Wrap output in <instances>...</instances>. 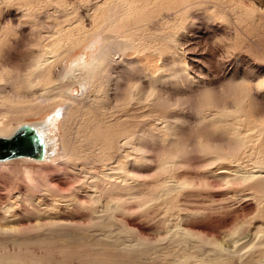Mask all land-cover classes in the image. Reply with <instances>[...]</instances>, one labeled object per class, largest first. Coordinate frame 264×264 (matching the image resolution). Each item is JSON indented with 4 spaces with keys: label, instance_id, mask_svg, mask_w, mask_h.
<instances>
[{
    "label": "rangeland",
    "instance_id": "374dc122",
    "mask_svg": "<svg viewBox=\"0 0 264 264\" xmlns=\"http://www.w3.org/2000/svg\"><path fill=\"white\" fill-rule=\"evenodd\" d=\"M56 46L41 86L94 104L7 118L68 161L0 171V264H264V201L226 181L264 165V0H0V83Z\"/></svg>",
    "mask_w": 264,
    "mask_h": 264
},
{
    "label": "bare ground",
    "instance_id": "6f19581e",
    "mask_svg": "<svg viewBox=\"0 0 264 264\" xmlns=\"http://www.w3.org/2000/svg\"><path fill=\"white\" fill-rule=\"evenodd\" d=\"M52 35L54 34H50L48 36H40V38L46 39L47 37L49 38L53 37ZM59 47L60 46H56L57 50L54 51L50 55H49V52L37 54L33 58V61L30 64V69L27 75H23L21 78L20 76L14 75L13 73H10V74L3 73L2 74L1 76L2 83H0V103L7 102V104L9 105H5V107H3V105H0V138H6V139L9 138L13 134L15 129L18 127V126L14 127L13 130L12 129L10 130V127H8V121H7L8 117H20L23 114L24 115L30 114V113L33 114V113L39 112L42 109H45L44 107H46L47 105H50V104L55 105L57 103L59 104V102L63 100L68 101L71 105L73 103L79 104L80 108L93 106L94 103H92V105L89 104L91 102V99H89L90 97L86 95L87 93L86 84L84 83L80 72H74L71 69H67L62 74L59 73V76L57 78L58 81L61 78V76H63L65 80H67V83L69 84V87H70L68 90L66 91L64 90V92H63V88L65 86L64 84L63 85L61 84L57 88L41 86V81L43 79L48 80V75L50 73L49 67L52 65V64L50 65V63L53 62L56 56L58 55L57 51L58 49H61ZM68 47L70 48L69 44H68ZM109 57H110L109 55L106 57L103 56L100 58H98L97 56L94 57L91 63L92 70L93 69L96 70V67H100L99 70L104 69L101 67L104 64H108L109 62H111V59ZM97 73L99 74L101 72L98 71ZM11 75H14V76H11ZM70 77H72L71 80H70ZM76 86L80 88L81 90L80 94L78 96L72 97L73 95L70 94L71 89ZM68 94L71 96H69ZM27 97H32L33 103L31 105L19 106V104H17ZM159 100H163L161 94H156L155 92H151L147 95L148 105H152L158 102ZM16 104L17 106H12ZM252 106H251V103H245L243 107L244 109L243 111L245 112V115H246L244 118V123L246 126L252 124V120L250 119L252 115L254 114V109H251ZM73 110H74V107L72 108L71 113L73 112ZM26 124H32L43 135L45 139V143H46V155H45L44 160L41 162H37L33 159H29L25 157L9 159V160H0V171L3 170V172L6 171L8 173H15L16 169L19 170V167L17 164L23 163L21 161H26V160L32 161L34 163L41 164V165H48L50 163V165H48V167L45 168L44 170L51 171L52 169L56 168V165H59V164H62L68 161V159L65 158L66 156L65 154H63V156H61L60 159H57V161L56 159L52 158L54 155V151H53L54 140L49 135L50 131L48 129V125L50 124L44 123V122H32V123H26ZM258 129L259 127L256 129V131H253L252 138L260 142L263 136L259 133ZM260 129L262 130V128ZM252 138H250V140H252ZM244 144L246 147L249 146L248 145L249 143L248 144L244 143ZM14 160H18V161L14 162ZM9 161L13 163H8ZM22 170H23V174L25 175V182L27 184H31L32 182L31 170L27 168L26 166H23ZM226 181L230 182L229 184H234L235 182H237L236 184H238L239 186H242L243 191L246 192L248 196L253 197L257 201H261V202L264 201V165L259 166L258 170L255 172L254 171L252 172L251 170L250 171L245 170V171H242L241 173L240 172L232 173V178ZM102 191H104L103 188L100 189V193H102ZM45 235H47V233H45ZM261 236H264V235H261ZM263 241H264V237H260V239L257 242L258 245L260 246L261 242ZM231 253L232 252H230V254Z\"/></svg>",
    "mask_w": 264,
    "mask_h": 264
},
{
    "label": "water",
    "instance_id": "95a60500",
    "mask_svg": "<svg viewBox=\"0 0 264 264\" xmlns=\"http://www.w3.org/2000/svg\"><path fill=\"white\" fill-rule=\"evenodd\" d=\"M45 155V139L32 124H21L9 138H0V160L25 157L41 162Z\"/></svg>",
    "mask_w": 264,
    "mask_h": 264
}]
</instances>
